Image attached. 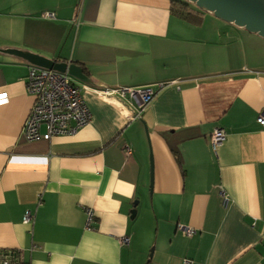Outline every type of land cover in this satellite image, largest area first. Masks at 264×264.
<instances>
[{"label": "crops", "instance_id": "1", "mask_svg": "<svg viewBox=\"0 0 264 264\" xmlns=\"http://www.w3.org/2000/svg\"><path fill=\"white\" fill-rule=\"evenodd\" d=\"M171 1L0 0V248L24 264H264V38ZM28 54L89 77L73 135L25 138ZM146 86L139 115L102 93Z\"/></svg>", "mask_w": 264, "mask_h": 264}, {"label": "built area", "instance_id": "2", "mask_svg": "<svg viewBox=\"0 0 264 264\" xmlns=\"http://www.w3.org/2000/svg\"><path fill=\"white\" fill-rule=\"evenodd\" d=\"M45 15L53 16L50 12ZM26 88L33 97V103L23 128L27 140H49L53 136L73 135L90 121L91 113L83 99L82 90L66 72L31 64L26 77ZM102 93L105 95L128 94L134 99L139 109V115L154 96L155 90L150 86L136 89L115 87L103 89ZM257 121L264 128V110L258 115ZM225 137L226 133L223 129H214L210 136L212 149L215 150ZM124 153L130 154L128 146L124 147ZM219 195L222 203L226 204L228 195L222 187H219ZM32 216L30 211H26L24 222L29 223ZM86 216L87 226H89L94 216L91 208L86 209ZM181 230L188 236L195 233V230L190 227H182ZM121 241L127 243L128 238L124 237ZM184 263L192 264V261L184 259ZM0 264L24 263L18 251L0 248Z\"/></svg>", "mask_w": 264, "mask_h": 264}, {"label": "water", "instance_id": "3", "mask_svg": "<svg viewBox=\"0 0 264 264\" xmlns=\"http://www.w3.org/2000/svg\"><path fill=\"white\" fill-rule=\"evenodd\" d=\"M198 8L213 13L223 21L243 27L264 38V0H187ZM17 52V51H13ZM32 64L66 72L80 82H90L84 69L75 62L58 61L39 55H24Z\"/></svg>", "mask_w": 264, "mask_h": 264}, {"label": "trees", "instance_id": "4", "mask_svg": "<svg viewBox=\"0 0 264 264\" xmlns=\"http://www.w3.org/2000/svg\"><path fill=\"white\" fill-rule=\"evenodd\" d=\"M172 12L184 19L201 18L204 10L198 8L194 3L187 0H172L171 1Z\"/></svg>", "mask_w": 264, "mask_h": 264}, {"label": "rangeland", "instance_id": "5", "mask_svg": "<svg viewBox=\"0 0 264 264\" xmlns=\"http://www.w3.org/2000/svg\"><path fill=\"white\" fill-rule=\"evenodd\" d=\"M149 256H151V249H150V253H149Z\"/></svg>", "mask_w": 264, "mask_h": 264}]
</instances>
